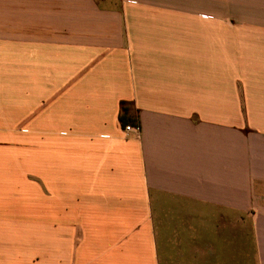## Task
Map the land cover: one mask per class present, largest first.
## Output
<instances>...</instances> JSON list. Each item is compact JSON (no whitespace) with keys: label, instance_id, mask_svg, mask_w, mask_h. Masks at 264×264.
<instances>
[{"label":"crops","instance_id":"0c3cea01","mask_svg":"<svg viewBox=\"0 0 264 264\" xmlns=\"http://www.w3.org/2000/svg\"><path fill=\"white\" fill-rule=\"evenodd\" d=\"M192 2L0 0V264H264V0Z\"/></svg>","mask_w":264,"mask_h":264},{"label":"rangeland","instance_id":"374dc122","mask_svg":"<svg viewBox=\"0 0 264 264\" xmlns=\"http://www.w3.org/2000/svg\"><path fill=\"white\" fill-rule=\"evenodd\" d=\"M243 0H194L192 3H186V4H176V8L178 10H184L183 8L187 7L192 11H206L208 13H217L221 12L225 15V26L226 27H238V26H247L248 20H240L235 19V14L239 11H242V4ZM172 6V5H171ZM12 21H9L7 19H0V27L7 28L9 24ZM254 22V21H253ZM258 22V21H256ZM259 24V23H257ZM174 223V222H173ZM191 227L188 225L183 228H173L171 230V234L173 238L181 237L184 239V235H187L188 238L190 233ZM217 229L213 228H200L195 229L192 227V235L194 236V241H192V244H176V245H170L173 246V252L178 251L177 254L174 252L176 258H169V253L165 254L166 257L162 261V264H256L253 254V248H252V242H251V235L248 229L241 228L239 232L240 236V244L239 249L240 253L237 255L235 254V258L232 260H224L219 257H216L215 254H210L208 259H201V251H205V245H200L199 239L200 236H208V237H215L217 235ZM220 232V231H219ZM231 237H236L238 234L229 231L227 234ZM197 237V239H195ZM184 241V240H183ZM198 241V242H197ZM167 248H169V245H166ZM189 247V250H185L184 248ZM172 252V253H173ZM185 252H188L189 254L186 255ZM191 256V257H190ZM192 259V260H190Z\"/></svg>","mask_w":264,"mask_h":264},{"label":"built area","instance_id":"2783aa9c","mask_svg":"<svg viewBox=\"0 0 264 264\" xmlns=\"http://www.w3.org/2000/svg\"><path fill=\"white\" fill-rule=\"evenodd\" d=\"M124 132L127 135L129 132H133L135 134H138V127H134V126H124Z\"/></svg>","mask_w":264,"mask_h":264}]
</instances>
